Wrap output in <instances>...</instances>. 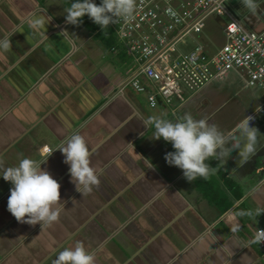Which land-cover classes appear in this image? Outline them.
Instances as JSON below:
<instances>
[{
    "label": "crops",
    "instance_id": "0c3cea01",
    "mask_svg": "<svg viewBox=\"0 0 264 264\" xmlns=\"http://www.w3.org/2000/svg\"><path fill=\"white\" fill-rule=\"evenodd\" d=\"M73 2L0 0V39H11L0 51V176L22 158L47 160L41 168L61 185L62 205L58 221L42 233L39 224H21L8 211L12 185L0 177V264H53L77 241L95 253V264H264L259 245L250 243L264 214H244L264 208V102L250 109L230 104L236 92H225L232 87L228 77L251 87L228 71L171 105L150 107L144 93L124 85L133 62L122 50L111 51L115 36L107 43L87 16L79 26L65 22ZM257 3L255 14L240 5L233 10L246 28L263 30L264 0ZM210 25L207 19L199 40L212 53L224 42L223 23ZM205 30L222 40L214 50L204 42ZM185 113L225 133L254 116L255 154L241 164L233 151L214 175L189 183L164 158L172 145L152 139L154 129L144 126L151 116L175 122ZM74 133L94 150L100 180L86 196L55 151Z\"/></svg>",
    "mask_w": 264,
    "mask_h": 264
},
{
    "label": "clouds",
    "instance_id": "9594fccd",
    "mask_svg": "<svg viewBox=\"0 0 264 264\" xmlns=\"http://www.w3.org/2000/svg\"><path fill=\"white\" fill-rule=\"evenodd\" d=\"M243 8L255 14L259 5L257 0H240ZM137 0H102L98 6L93 0H74L65 11V22L79 26L87 16L103 32L110 25L132 23L135 20ZM42 21H37L41 23ZM11 47V39L5 36L0 39V51ZM261 109L257 108L259 112ZM254 116H244L235 127L227 133L221 131L207 118L195 119L191 113H185L175 122L163 117L151 116L144 121L148 130H153L154 140L163 139L174 149L165 155L169 166L182 170L184 178L194 182L198 178L207 180L223 166L233 151L238 150V160L246 164L256 152L259 131L251 127ZM60 151L69 166L71 183L83 196L91 194L93 188L99 187L100 180L92 166L90 150L85 138L79 133L66 137L55 151ZM219 161V167L213 168L206 161ZM31 158H22L17 166L3 169L2 177L12 187L8 198V211L21 224L41 227V233L51 228L58 221L61 211V185L47 170ZM152 167V166H151ZM248 216L264 214V208H257L255 213H244ZM250 243L264 244V230L256 229ZM95 253L88 251L83 241H77L73 248L59 252L53 264H95Z\"/></svg>",
    "mask_w": 264,
    "mask_h": 264
},
{
    "label": "built area",
    "instance_id": "2783aa9c",
    "mask_svg": "<svg viewBox=\"0 0 264 264\" xmlns=\"http://www.w3.org/2000/svg\"><path fill=\"white\" fill-rule=\"evenodd\" d=\"M212 15L223 23L224 42L210 53L199 36ZM109 28L118 46L111 51L120 49L133 62L124 85L144 93L152 108L159 102L171 105L228 71L241 74L248 87L264 90V29L243 26L228 0H137L135 20ZM258 245L264 254V244Z\"/></svg>",
    "mask_w": 264,
    "mask_h": 264
},
{
    "label": "rangeland",
    "instance_id": "374dc122",
    "mask_svg": "<svg viewBox=\"0 0 264 264\" xmlns=\"http://www.w3.org/2000/svg\"><path fill=\"white\" fill-rule=\"evenodd\" d=\"M208 22L209 24H211L210 26L212 27H213V23H215V25L216 24L218 25L221 23V21L213 15L208 18ZM105 32H106V35H108L109 37V38L106 37L107 39H109L107 41V43H109V41H112V38H114L113 36L114 34L111 29H106ZM204 35L205 37H207L204 40V42L208 44L209 50L210 49L214 50L217 46H219V43H221L222 41V40H216V38H213L214 34H213V31L211 30L210 31L208 30V32L205 30ZM226 81H230V83H232V87H227L225 89V92L230 91L232 92V95H234V93L236 92V97L234 100L230 102V104L236 107L241 106V107H244L245 109H250L254 107L255 105H257L258 103L264 102L263 91L254 90L253 88H246L240 77L238 78V77L230 76L228 77ZM223 96L224 95L221 96V99H224L225 96L224 97Z\"/></svg>",
    "mask_w": 264,
    "mask_h": 264
},
{
    "label": "water",
    "instance_id": "95a60500",
    "mask_svg": "<svg viewBox=\"0 0 264 264\" xmlns=\"http://www.w3.org/2000/svg\"><path fill=\"white\" fill-rule=\"evenodd\" d=\"M229 3V8L230 10L234 13L235 11L233 10L236 6H242L240 3V0H228ZM235 15V14H234ZM236 16V15H235Z\"/></svg>",
    "mask_w": 264,
    "mask_h": 264
}]
</instances>
